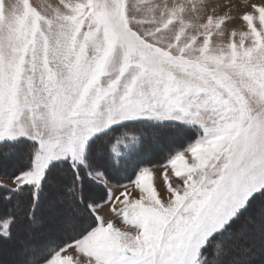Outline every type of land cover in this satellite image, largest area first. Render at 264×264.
Wrapping results in <instances>:
<instances>
[{
    "label": "snow or ice",
    "instance_id": "6c2138e0",
    "mask_svg": "<svg viewBox=\"0 0 264 264\" xmlns=\"http://www.w3.org/2000/svg\"><path fill=\"white\" fill-rule=\"evenodd\" d=\"M81 257L264 264V0H0V264Z\"/></svg>",
    "mask_w": 264,
    "mask_h": 264
},
{
    "label": "rangeland",
    "instance_id": "374dc122",
    "mask_svg": "<svg viewBox=\"0 0 264 264\" xmlns=\"http://www.w3.org/2000/svg\"><path fill=\"white\" fill-rule=\"evenodd\" d=\"M220 2H223V0H220ZM82 264H86V257H81Z\"/></svg>",
    "mask_w": 264,
    "mask_h": 264
},
{
    "label": "trees",
    "instance_id": "16d2710c",
    "mask_svg": "<svg viewBox=\"0 0 264 264\" xmlns=\"http://www.w3.org/2000/svg\"><path fill=\"white\" fill-rule=\"evenodd\" d=\"M156 159H160L159 157H157ZM160 162H163L162 159H160ZM126 182V181H125Z\"/></svg>",
    "mask_w": 264,
    "mask_h": 264
}]
</instances>
